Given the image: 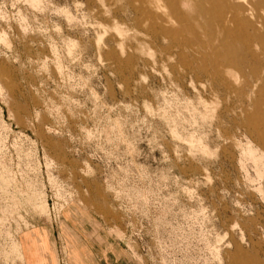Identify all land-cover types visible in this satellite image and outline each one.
Returning a JSON list of instances; mask_svg holds the SVG:
<instances>
[{
	"label": "rangeland",
	"instance_id": "obj_1",
	"mask_svg": "<svg viewBox=\"0 0 264 264\" xmlns=\"http://www.w3.org/2000/svg\"><path fill=\"white\" fill-rule=\"evenodd\" d=\"M206 5L0 0V264H264V7Z\"/></svg>",
	"mask_w": 264,
	"mask_h": 264
},
{
	"label": "bare ground",
	"instance_id": "obj_2",
	"mask_svg": "<svg viewBox=\"0 0 264 264\" xmlns=\"http://www.w3.org/2000/svg\"><path fill=\"white\" fill-rule=\"evenodd\" d=\"M239 1H242V3H239ZM206 2H208V5L204 9L212 14L213 20L220 26H225V22L229 20L236 21L238 11L243 14L257 15L258 4H262L264 7V0H206ZM227 13H231L232 16L227 17Z\"/></svg>",
	"mask_w": 264,
	"mask_h": 264
}]
</instances>
